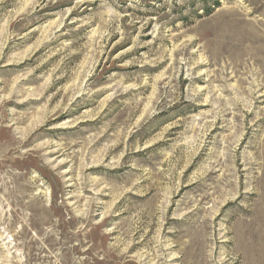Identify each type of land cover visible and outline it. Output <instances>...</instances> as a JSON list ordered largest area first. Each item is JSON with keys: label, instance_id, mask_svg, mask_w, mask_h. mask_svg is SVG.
Returning a JSON list of instances; mask_svg holds the SVG:
<instances>
[{"label": "rangeland", "instance_id": "rangeland-1", "mask_svg": "<svg viewBox=\"0 0 264 264\" xmlns=\"http://www.w3.org/2000/svg\"><path fill=\"white\" fill-rule=\"evenodd\" d=\"M0 264H264V0H0Z\"/></svg>", "mask_w": 264, "mask_h": 264}]
</instances>
